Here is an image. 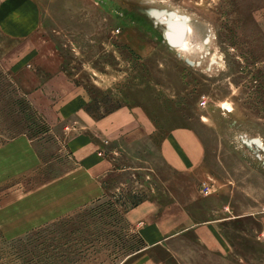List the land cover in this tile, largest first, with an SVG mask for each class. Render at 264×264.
<instances>
[{
  "label": "rangeland",
  "instance_id": "374dc122",
  "mask_svg": "<svg viewBox=\"0 0 264 264\" xmlns=\"http://www.w3.org/2000/svg\"><path fill=\"white\" fill-rule=\"evenodd\" d=\"M33 2L34 32L0 34V149L24 137L37 158L0 153V262L18 264L20 247L34 264H133L144 247L124 215L151 201L195 225L157 259L264 264V0ZM119 110L134 124L97 125ZM141 125L139 139L125 138ZM183 130L202 148L192 172L165 162ZM95 158L101 198L28 224Z\"/></svg>",
  "mask_w": 264,
  "mask_h": 264
},
{
  "label": "crops",
  "instance_id": "0c3cea01",
  "mask_svg": "<svg viewBox=\"0 0 264 264\" xmlns=\"http://www.w3.org/2000/svg\"><path fill=\"white\" fill-rule=\"evenodd\" d=\"M30 1L34 3L33 0ZM31 2L29 0H4L0 3V34L11 39H18L34 32L38 26L41 9L38 4L34 3L32 5ZM27 17H32V23L27 21ZM135 120L133 112L119 110L106 117V119L99 121L97 125L100 127L101 123L105 121L107 126L111 125L113 132H118L130 127L134 124ZM143 125L137 126V129L127 133L125 138L131 141L139 139L140 134L143 132ZM183 132L185 135L182 137L177 135L169 138L168 143L172 145V153L168 157H165V162L175 170L192 172L199 168L203 162L202 148L198 139L190 134V132L186 130H183ZM17 148L29 151L31 157L36 158L31 143L24 137H18L8 142L5 144V147L0 149V153H8ZM94 153L95 151L92 149L89 155L92 156ZM97 164H99V158H95L93 163L88 167L80 166L67 173L65 179L71 183L65 186L58 185L57 204H55L56 202L43 200L41 202V212H38L37 218H34L35 220L32 219V222L28 224L40 221L39 224H42L58 220L63 218L65 214L101 198L103 187L97 178L99 167ZM124 216L125 221L135 228L136 234L144 247L133 264H167L165 261L155 257V254L161 251L162 244L195 227L185 214L178 211L176 204L171 207L169 213L162 214L161 206L158 203L145 201L128 210ZM43 218L47 219L44 220ZM181 223L184 224L185 228L179 229V224ZM2 224L0 223V225ZM213 229L210 224L204 228V230L211 231V233L212 231L214 232ZM199 231L197 230L195 233L204 242L203 244H206L207 250L219 254L222 245H219L218 248H211L210 239L201 238V232Z\"/></svg>",
  "mask_w": 264,
  "mask_h": 264
},
{
  "label": "trees",
  "instance_id": "16d2710c",
  "mask_svg": "<svg viewBox=\"0 0 264 264\" xmlns=\"http://www.w3.org/2000/svg\"><path fill=\"white\" fill-rule=\"evenodd\" d=\"M17 248H20V247L12 248L11 255L18 261V264H34L32 261H30V258L28 255L29 252H22L21 253L20 251H24V250H18ZM31 255H32V253H31ZM41 256H42V259L44 261H46L48 259V258H44V257H48L45 255V253H43L39 257L41 258ZM39 262L42 263L41 260ZM0 264H3V263L0 262ZM12 264H16V263H12ZM50 264H52V263H50Z\"/></svg>",
  "mask_w": 264,
  "mask_h": 264
},
{
  "label": "water",
  "instance_id": "95a60500",
  "mask_svg": "<svg viewBox=\"0 0 264 264\" xmlns=\"http://www.w3.org/2000/svg\"><path fill=\"white\" fill-rule=\"evenodd\" d=\"M177 26H179V27H180L181 31H183V30H184V27H183V25H177Z\"/></svg>",
  "mask_w": 264,
  "mask_h": 264
},
{
  "label": "bare ground",
  "instance_id": "6f19581e",
  "mask_svg": "<svg viewBox=\"0 0 264 264\" xmlns=\"http://www.w3.org/2000/svg\"><path fill=\"white\" fill-rule=\"evenodd\" d=\"M184 33H185V32H184ZM184 33H183V34H184ZM182 36H183V35H182Z\"/></svg>",
  "mask_w": 264,
  "mask_h": 264
}]
</instances>
